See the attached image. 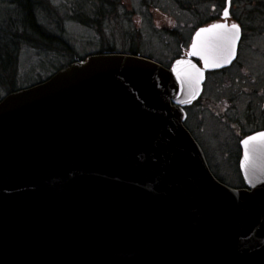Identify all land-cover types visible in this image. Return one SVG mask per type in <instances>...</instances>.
<instances>
[{
    "label": "water",
    "instance_id": "1",
    "mask_svg": "<svg viewBox=\"0 0 264 264\" xmlns=\"http://www.w3.org/2000/svg\"><path fill=\"white\" fill-rule=\"evenodd\" d=\"M187 68L92 54L0 100V264H264V140L251 190L218 180L171 103Z\"/></svg>",
    "mask_w": 264,
    "mask_h": 264
},
{
    "label": "rangeland",
    "instance_id": "2",
    "mask_svg": "<svg viewBox=\"0 0 264 264\" xmlns=\"http://www.w3.org/2000/svg\"><path fill=\"white\" fill-rule=\"evenodd\" d=\"M45 1L44 5L47 7H39L36 12L38 22L53 35L60 32L62 27L64 36L61 39L65 44L51 45L41 40L34 43L29 41L30 33L28 36L24 35L26 40H23L21 34L16 45L17 87L29 86L38 80L46 79L61 65L73 60L72 56L75 58L87 56L109 45L122 50L127 48L131 39H134V43L143 51H149L148 45L154 41L151 43L155 47L154 54L166 59L168 57L163 56L164 47L175 44L172 37L175 33L172 29L177 31L180 38H184L196 20L208 18L212 4L220 2V0H115L116 3L114 0ZM235 6L236 11L243 10L246 17L252 19L250 25L252 23L258 30L262 29V32L257 33L264 34V0H238ZM79 11L86 12V18H83L86 19V26L75 20L78 19L76 14ZM14 12L15 9L8 0H0L2 25L10 26L8 23L14 18ZM151 36L154 39H151ZM251 40L245 71L230 70L224 77H213L209 86L218 94L214 97L215 103L220 104L228 99L238 108L227 107L224 112L219 109L220 114L223 112L224 118L209 117V112L205 108H209L210 103L204 99L198 109L203 115L198 121L200 131L197 134L206 149L205 154L207 158L209 156L208 160L210 159L213 169L226 182L233 185L239 183L237 179L240 176L234 166L233 152L237 151V145L232 136L239 126L245 127L247 124L245 120L251 119V113L259 112L264 107V38L253 37ZM0 93L5 96L7 91L2 89ZM250 98L251 101L248 102ZM233 145H236L235 149Z\"/></svg>",
    "mask_w": 264,
    "mask_h": 264
},
{
    "label": "flooded vegetation",
    "instance_id": "3",
    "mask_svg": "<svg viewBox=\"0 0 264 264\" xmlns=\"http://www.w3.org/2000/svg\"><path fill=\"white\" fill-rule=\"evenodd\" d=\"M117 1H120V0H117ZM237 1L238 0H231L230 4L227 2V0H220V2L217 1V3H213L210 9L211 11L210 16L205 19L196 20L195 24L193 25V27H191L188 34H186L184 38H180V35L177 33V31L172 29V31L175 33L174 34L175 36L174 35L172 36L175 39L174 40L175 44H173L174 46L166 45V47H164L163 56L165 57L167 56L168 58L166 59H162L161 57L154 54L155 52L153 51H155V47L151 45V43H153L154 41L150 42V44L148 45V48H150L149 51H143L139 48L137 43H134V39H131L130 40L131 43L127 44V48L125 49L118 50L112 47L111 45H109V47L103 48L102 50H99L94 53L87 54V56L86 55L82 57L78 56L77 58L69 61L67 64L63 66L61 65L58 69H56V71L63 67L70 65L74 61L85 60L86 57L92 54H105V53L129 54V55H136V56L144 57V58H147L149 60H152L158 63L159 65L163 66L167 70H172L174 67H178L179 69L181 68L182 70L185 71L188 69L187 67H190L192 70L193 78H195L194 73L197 72L196 71L197 69H199V71H202V69H204L205 67L206 71L204 75L201 77L202 79L200 82L201 89H200L198 96L195 98H191L192 96H190L185 90L183 91L181 95V98H180L181 102L179 104L175 103L173 100H171V103L172 105H179L184 110L185 120L183 124L185 128L193 136V138L198 142L200 147L202 148L204 155L206 157V160L208 162V165L211 171L213 172V174L218 178V180H220L224 184H227L235 189L245 188L247 190H251L247 186L246 184L247 181L242 176V173H241L240 162H241V158L243 154L242 141L249 137L259 136L261 133H264V113H263L264 107H262L259 112L251 113L254 116L251 115V119L246 118L245 123L247 121V124L245 125V127L242 128L241 126H239L235 132V135L232 136L234 143L237 145V151H234L236 145L235 146L233 145V148H234L233 149L234 151L233 161H234V166L238 170V174L240 176L237 179L239 183L236 185H233L228 181L226 182L224 178L221 177L213 169V166L210 163L211 161L209 162L210 159L208 160L209 156L207 158L205 154L206 149L201 143L200 138L198 137V134H197V132L200 131V126L198 124V121H200L203 115V113L201 115L198 109L203 104L204 99H205V102L210 103V107L207 109L205 108V110L209 112V117H212V116L217 117V118L222 117L223 112L224 110H227V107L229 109L231 108V106H234L231 101H228V99H226L227 101H222L221 102L222 104L221 103L219 104V102L215 103L214 97L217 96L218 94L217 92L212 90V87H209L210 82L213 80V77H224L227 73H229L230 70L243 69L241 71L244 72L246 65H247V58L249 54L248 52L251 50V41H252L251 39L253 37L264 38L263 33H257V32H262V29L258 30L257 28L253 26L252 23L250 25L249 23L252 22V19L247 18L246 13L243 10L236 11L237 8L235 4ZM111 5L112 3H110V6ZM38 8H37V11H38ZM225 9H227L229 13L228 17L224 16ZM119 14L121 15V13ZM76 15L78 19H75V20L81 25L86 26V21H85L86 19H83L84 17L86 18V12L84 11V13H81V11H79L77 12ZM213 24H227L229 28H231L232 24L238 25L239 26L238 31L234 33L235 39L231 41V43L229 44V41L226 40L224 37L225 30H218V34L203 33L201 34L199 39L197 38V33H199L201 29L209 28ZM167 29H165V31ZM24 35L26 34H23L22 37L25 38ZM62 36H64V34L62 33V27H61L60 32L53 35V37L57 38V42H60V38ZM151 39H154V37L151 36ZM193 42L198 43L199 51L201 55L209 59L210 61L209 65L205 66L204 60L200 58V55H197V56L191 55ZM180 61H183L184 63H179ZM193 65H195V68L192 67ZM41 81L38 80L31 85H34ZM195 81L196 79L193 81L194 84H195ZM191 82H192V79H191ZM249 91L251 90L249 89ZM208 95H211V97H208ZM206 99L209 101H206ZM250 101H251V98L248 100V102ZM234 107H236V109L238 108L237 106H234ZM219 109L223 110L221 114H220ZM222 118H221V121H222Z\"/></svg>",
    "mask_w": 264,
    "mask_h": 264
},
{
    "label": "trees",
    "instance_id": "4",
    "mask_svg": "<svg viewBox=\"0 0 264 264\" xmlns=\"http://www.w3.org/2000/svg\"><path fill=\"white\" fill-rule=\"evenodd\" d=\"M15 9V16L8 23L10 26L5 27L0 23V91L3 89L7 91V94L16 91L22 87H17V65L15 62L17 43L21 38V34L31 33L32 42L45 41L48 44L65 43L60 38V42H57V38L53 37V33L48 31L42 24L40 25L36 11L40 6L44 5L45 0H8ZM23 40L26 38L22 37ZM66 50V49H65ZM73 59L75 56H72ZM4 96L0 93V100Z\"/></svg>",
    "mask_w": 264,
    "mask_h": 264
},
{
    "label": "snow or ice",
    "instance_id": "5",
    "mask_svg": "<svg viewBox=\"0 0 264 264\" xmlns=\"http://www.w3.org/2000/svg\"><path fill=\"white\" fill-rule=\"evenodd\" d=\"M227 2L230 4L231 0H227ZM228 15H229V13H228L227 9H225L224 16L228 17ZM238 28H239V26L236 25V24H232L231 28H229V26L227 24H213L209 28L201 29L200 32L197 33V38L199 39V37L203 33L218 34V30H225L224 37H225L226 40L229 41V44H230L231 41H233L235 39L234 33L238 31ZM191 55H193V56L200 55V58L204 60L205 66L209 65V63H210L208 58H206L205 56L201 55V53L199 51V45H198L197 42H193V44H192ZM179 63H184V62L180 61ZM192 67L195 68V65H193ZM196 71L199 72V69H197ZM257 139L264 140V133H261L258 137H249V139L243 141V143H244L245 146H247L250 143V141H255ZM245 155H246V158H247V153Z\"/></svg>",
    "mask_w": 264,
    "mask_h": 264
}]
</instances>
